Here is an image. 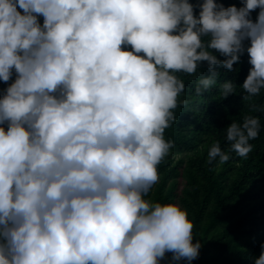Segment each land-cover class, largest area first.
Masks as SVG:
<instances>
[{"label": "clouds", "instance_id": "clouds-1", "mask_svg": "<svg viewBox=\"0 0 264 264\" xmlns=\"http://www.w3.org/2000/svg\"><path fill=\"white\" fill-rule=\"evenodd\" d=\"M245 49L251 96L264 90V0H0V79L16 73L0 96V264L197 257L188 210L146 197L174 144L165 129L186 103L178 73L207 61L202 94L215 66L233 69ZM221 88L226 97L236 83ZM260 129L258 115L232 121L230 148L246 156ZM217 158H230L220 141L208 151ZM253 259L264 264V243Z\"/></svg>", "mask_w": 264, "mask_h": 264}, {"label": "trees", "instance_id": "trees-1", "mask_svg": "<svg viewBox=\"0 0 264 264\" xmlns=\"http://www.w3.org/2000/svg\"><path fill=\"white\" fill-rule=\"evenodd\" d=\"M190 2L196 5L202 0ZM219 2L239 7L244 0ZM195 12H199L198 7ZM258 12L259 8L252 10L253 20ZM39 18L42 23L43 16ZM215 67L220 73L217 83L202 94L195 92V86L201 74H209L207 61H201L195 73H178L186 85L179 99L186 103L178 102L174 109L177 119L165 129V138L174 144L158 165L159 180L146 198L178 202L186 208L194 224V242L200 240L201 247L191 261H172L168 251L161 264H254L253 257L259 256L264 243V90L248 96L241 86L252 67L246 49L233 69ZM15 76L13 70L9 81L0 79V96ZM229 79L236 83L235 92L223 97L221 84ZM249 114L260 116L261 129L250 141L252 150L240 156L230 148L226 127L232 121L242 122ZM216 141L230 152L229 160L209 162L208 151Z\"/></svg>", "mask_w": 264, "mask_h": 264}, {"label": "bare ground", "instance_id": "bare-ground-1", "mask_svg": "<svg viewBox=\"0 0 264 264\" xmlns=\"http://www.w3.org/2000/svg\"><path fill=\"white\" fill-rule=\"evenodd\" d=\"M222 171V170H221ZM234 174V173H233ZM239 177V176H238ZM246 183V182H245ZM227 186V185H226ZM234 187V186H233ZM235 190V189H234ZM235 193V192H234ZM216 194V193H215ZM218 194V193H217Z\"/></svg>", "mask_w": 264, "mask_h": 264}]
</instances>
